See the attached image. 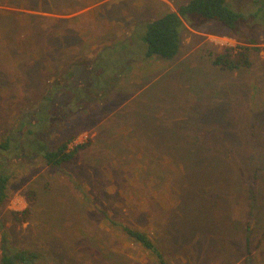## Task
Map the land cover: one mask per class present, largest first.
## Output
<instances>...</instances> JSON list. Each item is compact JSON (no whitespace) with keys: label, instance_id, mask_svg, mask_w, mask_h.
<instances>
[{"label":"rangeland","instance_id":"374dc122","mask_svg":"<svg viewBox=\"0 0 264 264\" xmlns=\"http://www.w3.org/2000/svg\"><path fill=\"white\" fill-rule=\"evenodd\" d=\"M187 1L65 0L57 7L65 13L30 11L41 18L17 19L26 34L32 28L37 35L33 47L22 43L17 54L0 50V136L57 70L125 40L137 24ZM226 1L241 15L236 30L193 18L173 60L126 67L119 90L67 124V131L79 130L70 147L89 144L74 163L55 170L38 157L7 159L12 178L0 240L5 230L12 245L44 254L35 264H68L56 254L70 246L82 205L95 237L92 248L84 239L76 242L81 264H101L103 255L111 257L106 264H154L125 237L123 226L145 232L168 264H264V8L261 0ZM241 47L248 51L236 57L238 70L212 64L224 49ZM44 185L51 194L40 193ZM251 190L248 261L244 224Z\"/></svg>","mask_w":264,"mask_h":264},{"label":"trees","instance_id":"16d2710c","mask_svg":"<svg viewBox=\"0 0 264 264\" xmlns=\"http://www.w3.org/2000/svg\"><path fill=\"white\" fill-rule=\"evenodd\" d=\"M65 0H0V50L12 56L22 48V43L29 49L33 47L31 40L36 37L32 28L26 34L27 28L17 24V19L27 18L29 22L41 18L30 11L41 13L58 12L60 2ZM264 8V0H261ZM76 8V7H75ZM226 0H188L179 6L174 12H167L145 24H137L131 35L125 40L109 47L101 49L83 62L60 68L56 71L53 80L43 82L40 92L28 100V106L19 112L13 121L4 128L0 136V218L1 211L7 201V190L11 181V174L8 173L7 159L16 157L22 159L40 158L50 169L58 170L66 164L74 163L81 151L89 145L69 144L77 136L78 131H67V124L79 114H86L101 104L102 100L120 88V80L126 67L138 61L151 60H173L179 53L182 45V33L185 24L192 25V19L198 18L207 22H215L223 25L229 30H236L241 20V15ZM79 9V8H78ZM63 15V14H61ZM34 23V22H33ZM23 29V30H22ZM44 45L49 44V37L44 38ZM45 47V46H44ZM61 45L56 48V61L59 59L58 51ZM226 48L220 54L214 55L212 64L221 70L235 71L242 66V61L236 57L246 56L248 48ZM31 51V50H30ZM44 53V50H42ZM43 55V54H42ZM243 65L249 66L247 57ZM64 131L66 136L59 137ZM60 138L57 142L56 139ZM197 143L209 147L208 143L197 138ZM210 148L207 149L209 151ZM191 153V152H188ZM185 156H189L188 154ZM259 171L257 167L255 173ZM253 176L251 178L254 185ZM205 189V188H203ZM214 189V188H213ZM43 195L52 192L44 185ZM33 194L38 197L37 191ZM249 199L248 219L244 224L245 232V255L249 261L251 257L250 233L252 230L254 196L253 190ZM213 205L215 202H212ZM29 210L21 213L11 212V215H26ZM78 212L83 219L80 220V227L71 233L70 246L63 247L57 252L56 259L65 258L68 264H81L83 257L78 256L76 242L84 239L85 242H94V234L88 232L87 220L85 218L86 207L79 205ZM78 214V217L80 215ZM103 220L111 227L116 223L105 213L101 212ZM84 216V217H83ZM78 218V219H79ZM61 218L56 219L60 223ZM0 229H3L0 220ZM122 231L127 239L148 252L154 264H168L157 244L143 231L123 226ZM92 248V246H91ZM44 254L34 251L32 248H17L12 245L7 231L2 230L0 240V264H35L36 260ZM101 264L110 262V255L104 256ZM78 259V263L74 260ZM57 264H62L57 262ZM111 264H121L115 260Z\"/></svg>","mask_w":264,"mask_h":264}]
</instances>
